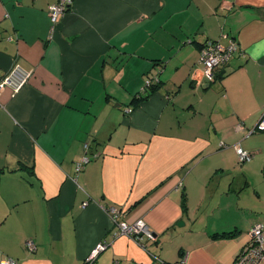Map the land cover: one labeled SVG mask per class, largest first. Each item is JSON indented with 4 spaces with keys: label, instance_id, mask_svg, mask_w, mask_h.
Returning <instances> with one entry per match:
<instances>
[{
    "label": "crops",
    "instance_id": "crops-1",
    "mask_svg": "<svg viewBox=\"0 0 264 264\" xmlns=\"http://www.w3.org/2000/svg\"><path fill=\"white\" fill-rule=\"evenodd\" d=\"M58 1L0 0V78L32 72L0 92V264H89L102 243L91 264H233L262 218L210 183L238 145L264 158V133L243 145L264 132V0H72L54 26ZM228 39L210 80L200 50Z\"/></svg>",
    "mask_w": 264,
    "mask_h": 264
},
{
    "label": "built area",
    "instance_id": "built-area-1",
    "mask_svg": "<svg viewBox=\"0 0 264 264\" xmlns=\"http://www.w3.org/2000/svg\"><path fill=\"white\" fill-rule=\"evenodd\" d=\"M72 5V0H60L57 3L52 4L49 7V15L52 24L55 26L58 23L60 17H62L69 7ZM240 52L238 44L232 39H228V42L224 44L220 41H209L201 49L200 64L203 67L204 75L210 79H214L215 71L218 68L229 65L231 59ZM32 72L25 70L20 65L14 67L10 73L4 77L0 78V92L5 87H10L12 91L17 94L19 93L31 80ZM156 83L154 79H149L146 81L145 92L147 93L152 86ZM144 93V92H143ZM257 130L264 131V114L257 126ZM254 129L252 132H255ZM236 154L239 159L240 164L249 162L253 159L254 154L245 151L240 145L236 148ZM91 161V158L85 156L82 161L77 164V171H82L85 166ZM116 213V211H114ZM115 217V216H114ZM115 218V224L118 225L119 231L117 235H122L129 237L136 242L141 240V237L147 236L148 238H153L152 231L148 226L145 225L144 221H139L136 224H129L125 221L119 222L118 215ZM250 242L244 249L240 252L238 257L235 259L233 264H263L264 263V224L258 222L253 225L250 230ZM106 249V244H100L97 249L93 252L90 257L89 264L96 259V257ZM164 264L163 261L160 262ZM1 264H17L13 259L2 260ZM113 264H120L118 260H115ZM176 264H185L182 258Z\"/></svg>",
    "mask_w": 264,
    "mask_h": 264
},
{
    "label": "rangeland",
    "instance_id": "rangeland-1",
    "mask_svg": "<svg viewBox=\"0 0 264 264\" xmlns=\"http://www.w3.org/2000/svg\"><path fill=\"white\" fill-rule=\"evenodd\" d=\"M263 133L264 132H259L254 136H247V138L243 140L244 147L248 148L251 143L257 142L254 137ZM253 158L252 162L249 161L242 163V166L238 163V165H235L231 171L230 169H225L224 172L221 170L219 173L216 172V178L210 183V185L213 187L220 186V188L216 189L238 190L243 195V205H246L253 210H257V217L261 216V222L264 224V158L257 155ZM214 161L218 165L224 166L221 157L217 156ZM227 164L232 163L228 161ZM249 211L250 210H248V213ZM244 217L245 216L241 217L242 224L245 221H242Z\"/></svg>",
    "mask_w": 264,
    "mask_h": 264
},
{
    "label": "trees",
    "instance_id": "trees-1",
    "mask_svg": "<svg viewBox=\"0 0 264 264\" xmlns=\"http://www.w3.org/2000/svg\"><path fill=\"white\" fill-rule=\"evenodd\" d=\"M206 45V43L203 45V46H205ZM202 49V48H201ZM200 54H201V50H200ZM200 57H201V55H200ZM199 62H200V59H199ZM215 74H216V72H215ZM217 76V75H216ZM205 77H207V76H205ZM208 78V77H207ZM215 78V77H214ZM210 79V78H209ZM155 80H157L159 83H158V85H156V86H152L151 87V92H155L156 90H157V88H159L160 87V85H161V79H160V76L158 75V76H156V77H154V81ZM210 80H214L213 78L212 79H210ZM149 92V91H148ZM143 96H140L141 98H143V97H146L145 96V92L144 93H141ZM138 98V97H137ZM140 98V99H141ZM136 99V98H135ZM137 100V99H136ZM240 254V253H239ZM238 254V255H239ZM238 257V256H237ZM236 257V258H237ZM8 259H10V258H8ZM12 259V258H11ZM3 260V259H2ZM14 260V259H13ZM178 263V262H177ZM234 263V262H233ZM164 264H176V263H167V262H164Z\"/></svg>",
    "mask_w": 264,
    "mask_h": 264
},
{
    "label": "water",
    "instance_id": "water-1",
    "mask_svg": "<svg viewBox=\"0 0 264 264\" xmlns=\"http://www.w3.org/2000/svg\"><path fill=\"white\" fill-rule=\"evenodd\" d=\"M154 82L156 83L155 85H158V83H159L157 80H155ZM181 224H182V223H180L179 226H181ZM183 224H184V223H183ZM183 226H184V225H183Z\"/></svg>",
    "mask_w": 264,
    "mask_h": 264
}]
</instances>
